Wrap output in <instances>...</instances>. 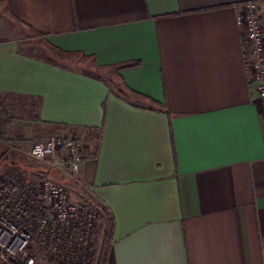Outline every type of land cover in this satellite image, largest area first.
<instances>
[{
    "label": "crops",
    "instance_id": "1",
    "mask_svg": "<svg viewBox=\"0 0 264 264\" xmlns=\"http://www.w3.org/2000/svg\"><path fill=\"white\" fill-rule=\"evenodd\" d=\"M246 2L264 28V0H0V97L35 106L23 155L51 137L81 144L77 180L52 176L113 226L107 242L99 223L93 264H264ZM24 156L1 169L37 179Z\"/></svg>",
    "mask_w": 264,
    "mask_h": 264
},
{
    "label": "built area",
    "instance_id": "2",
    "mask_svg": "<svg viewBox=\"0 0 264 264\" xmlns=\"http://www.w3.org/2000/svg\"><path fill=\"white\" fill-rule=\"evenodd\" d=\"M258 11L256 2L242 4L235 23L264 130V28ZM28 157L42 168L36 180L0 170V264H93L103 208L76 198L52 176L56 172L68 181L77 180L81 144L51 137L34 142Z\"/></svg>",
    "mask_w": 264,
    "mask_h": 264
},
{
    "label": "rangeland",
    "instance_id": "3",
    "mask_svg": "<svg viewBox=\"0 0 264 264\" xmlns=\"http://www.w3.org/2000/svg\"><path fill=\"white\" fill-rule=\"evenodd\" d=\"M80 64L86 69L90 68V66H88L83 61H81ZM4 104V110L6 113L4 114V117L2 116V118H0V170H5L1 169V167L4 165L1 163L4 162L5 157H8L9 159L10 157H13V159H18L20 156L22 157L25 155L24 157L28 160L27 166L30 169L32 168L31 170H33L34 173L38 175L39 171L42 169L41 166L35 164L32 160H30L29 157L26 156V154L23 155L24 152L22 151H24V147L27 148V145H25L24 147L21 146V143L23 141L22 136H29V133H26L25 131L29 132L28 121L33 117L36 112L35 106L28 105L23 100L15 99L9 100L8 102L4 101ZM33 143L34 141L30 143L31 146ZM13 144H16V146L19 147L18 151L15 150L11 152V146ZM101 240L104 241V236H101ZM103 241L101 243H103Z\"/></svg>",
    "mask_w": 264,
    "mask_h": 264
},
{
    "label": "trees",
    "instance_id": "4",
    "mask_svg": "<svg viewBox=\"0 0 264 264\" xmlns=\"http://www.w3.org/2000/svg\"><path fill=\"white\" fill-rule=\"evenodd\" d=\"M133 64H127V65H123L121 66V68H127V67H132ZM4 100L0 97V118H2V116L4 117L5 115V106H4ZM99 223L101 224H104L105 223V227L107 228V242H110L111 241V236H112V232H113V226L110 225V223H108V220H106V215H105V211L103 210L100 218H99Z\"/></svg>",
    "mask_w": 264,
    "mask_h": 264
}]
</instances>
